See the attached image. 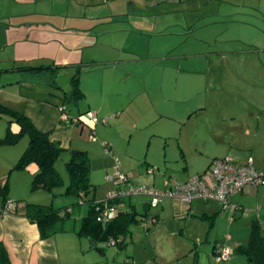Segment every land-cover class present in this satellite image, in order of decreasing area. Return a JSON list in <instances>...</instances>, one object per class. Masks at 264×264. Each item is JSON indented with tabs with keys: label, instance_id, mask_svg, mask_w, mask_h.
<instances>
[{
	"label": "rangeland",
	"instance_id": "1",
	"mask_svg": "<svg viewBox=\"0 0 264 264\" xmlns=\"http://www.w3.org/2000/svg\"><path fill=\"white\" fill-rule=\"evenodd\" d=\"M11 3L14 5V0H0L1 13L6 12L3 5ZM33 6H40L45 14L40 16L44 18L53 12L58 15L57 19H82L91 26L100 22L98 27L103 29L116 25L126 26L132 31L136 29L138 32L120 31L114 39L119 38L124 43L133 38L137 46L144 48V55L148 51L159 53L171 48L172 58L166 66L164 88L172 101L163 102L160 98L156 102L154 99L155 108L161 112L163 109L168 117H157L153 114V106L149 111L141 108L138 113H129L123 120L120 118L122 108L118 105L124 101L127 87L130 85V88L140 91L145 86L150 88V82L151 85L156 82L160 70L147 59L136 64L139 71L136 70V75L129 79L124 75H113L115 70L104 68L105 65H95L89 73L84 68L80 70L77 78L80 80V75L85 77L91 89L86 98L104 109L114 108L106 113L92 111L97 118L95 123L89 113L77 115L76 107L70 103L63 112L60 98L48 92V85L34 84L31 88L20 89L16 83L5 85L2 83L4 76L0 78L1 104L24 111L37 128L50 130V136L60 140L61 145L71 152L89 153V181L95 185L94 192L89 196L93 194L95 200H105L109 192L117 189L118 186L108 179L114 174L115 165L127 175L131 185L158 189L167 188L165 184L168 180L184 182L205 170L214 158L228 157L236 163H244L250 155L255 167L261 169L264 166V95H259L258 91V85L263 82L252 77L250 83L233 78L232 74L236 73L240 64H231L232 57H239V60L249 58L252 61L250 70L259 71L262 75L264 52L230 39L251 26L248 34L254 36L257 42L264 40L261 36L264 31L262 17L254 11L264 10V0H37ZM46 9L49 10L44 11ZM131 9L137 13L129 12ZM67 14L69 17H64ZM111 14L127 17L124 19L126 22L112 24L106 19L109 17L98 19ZM164 25L168 26L158 33L157 30ZM174 55L180 58L181 72L178 75L170 70V66L177 62L173 59ZM193 70L201 73H189ZM63 73L58 74V81L67 86L68 80ZM202 73L219 74L217 79L221 84L217 79L214 84L210 82L217 91L215 96L210 97L202 90L205 83ZM100 77L112 84L105 82L98 91L93 82ZM177 77L178 91L174 93L172 87H175ZM199 88L200 94L193 101H186L190 90ZM44 96L46 102L43 101ZM52 98L55 99L52 101L54 104L49 103ZM198 104L204 107L203 111L187 117L185 108ZM231 112L236 117L233 123L239 131V138L244 145L249 143L254 146L255 152L233 150L235 156L229 152L228 144L215 143L208 136L209 124L220 121L222 116L228 119ZM74 115L83 121V133H79L80 124L70 121ZM7 119L0 114V138L5 135ZM12 128L17 129L15 124ZM28 144L27 134L13 143L0 144V187L7 184V199L48 204L54 193V205L69 203L71 198L63 194L69 180L65 165L68 154L62 153L55 162L62 180L53 193L42 188L32 190V163L25 168L13 169ZM246 187L251 188L235 194L231 200L237 208L234 205L223 206L216 200L187 203L177 197H165L157 206H148L147 218L157 216V219L144 226L142 219L145 217L137 215L138 221L128 224L129 232L121 247L106 242L105 248L100 251L90 247L87 238H79L92 257L108 264H250L249 258L239 253L237 248L247 243L252 220L261 217L259 229L264 249V212L260 211L258 217V207L264 206V183L248 184ZM149 200L150 197L145 194L130 197L139 212ZM189 208H192V213L188 212ZM77 224L73 214L67 225L77 229ZM214 244L232 249L229 258L216 261L212 252Z\"/></svg>",
	"mask_w": 264,
	"mask_h": 264
},
{
	"label": "crops",
	"instance_id": "2",
	"mask_svg": "<svg viewBox=\"0 0 264 264\" xmlns=\"http://www.w3.org/2000/svg\"><path fill=\"white\" fill-rule=\"evenodd\" d=\"M67 1L69 2L70 0ZM36 2L37 0H14V5L12 3L10 5L8 4V6L3 5L6 11L5 13H1L2 10L0 11V69H4L0 73V78H3L2 76H4L2 83L5 85L16 83L20 89L31 88L34 84L48 85V92L52 93L57 98H60L61 104H64L66 109H68L67 103L76 107L77 115L85 112L88 114L92 111H95V113H106L108 111H112L114 108L104 109L100 104L93 103L86 98L87 94L91 92V89L86 82V78L81 77V75L80 80L77 78V81L79 87L84 92V96L76 102L69 100L73 76L76 74L78 76L79 73H81L80 70L83 68L89 73L93 70V66L105 65L104 68L109 67L112 70H115L112 73L113 75H124L127 79H129L130 76L136 75V64L147 59L155 63L158 68L157 70H160L157 72L159 75H157L156 82H153L154 85H151L150 82V88L145 86V88L140 91L130 88L129 85L125 95L123 96L124 101L118 105L122 108L120 118L122 117L121 120H123L129 113H138L141 108L149 111L153 106V114L155 113L157 117H168V114L163 112V109L161 112L160 109L155 108L157 106L154 103V99L156 102L157 100H160V98L163 102L172 101L169 99L164 88V79L166 76L165 70H167L166 66H168V63H170L169 60L172 58L170 55L171 48H168L165 51L163 50L159 53H151L148 51L145 56L142 54V52H144V48L137 46V44L132 41L133 38L126 40L124 42L125 44L122 43L119 38L114 39L120 31L138 32L136 29L132 31L123 25H116L112 28L103 29L101 26L98 27V25L101 24L100 22L91 26L82 19H74L72 21L71 19H57L58 15L53 12H49L50 14L48 15L50 16L44 18L40 16L41 14L45 15L42 13L43 10L40 6H38V8L33 6ZM29 5H32L33 8H28ZM48 10L49 9H46L44 11ZM254 11L262 17L261 20L264 23V10L261 11L259 9H254ZM129 12L137 13L135 9H131ZM64 17L68 18L69 16L67 14V16ZM101 18L108 19L107 21L112 24H123L126 22L124 19H127V17L121 16L120 14L102 16L98 19ZM166 26L168 25L161 26L160 30H157V32L160 33V31ZM250 29L251 26L247 27L244 33L242 31L239 35L231 36L230 39L237 40L242 45H249L253 47V49H258L264 52V40L257 42L258 40H255L254 36L248 34ZM254 29H256V27ZM261 36H264V31ZM248 50H250V48ZM233 52L237 51L233 50ZM183 55L185 54L183 53ZM178 56L179 55L173 56V59L177 62L170 66V70L174 71L177 75L181 72V67L179 65L180 58H177ZM232 58L233 61L232 63L230 62L231 64H235L237 66L240 64V66L236 68V73L232 74L233 78L244 81L247 80L248 83H250V77H252L255 81H262L263 83L258 85V91L259 95H264V66L261 75L259 71L252 72L250 70L249 66H251L252 61L249 58H243L242 60H239V57ZM262 60H264V58ZM38 64L62 66V68L55 75V85L42 81H32L30 78L28 79L25 77L24 72L15 69L10 70L14 66ZM124 66L127 67L124 68ZM142 70L143 69L140 71ZM61 72H65L63 74L65 79L68 80L67 86H64L58 81V74ZM190 72L201 73L194 70L189 71V73ZM189 75L200 77L198 74ZM218 75L219 74L216 73L203 74L205 83L203 84L202 90L207 92L210 97L211 95L215 96V92H217L213 89V84L216 83ZM177 79L178 77L176 78V81ZM105 82L110 85L112 84V82L107 81L104 77H100L94 80L93 86L98 91H101ZM210 82L213 84H210ZM218 83L221 84L219 81ZM177 86L178 81L176 82L175 87H172V89L175 90L174 93L178 91ZM57 89L60 90V92H58ZM199 94L200 88L190 90L189 95L186 96L185 99L186 101H193ZM174 96H176V94H174ZM45 97L46 96L43 98L44 102L47 101L45 100ZM146 98H149V100H145ZM54 100L55 99L52 98L51 101H48L49 103L54 104V102H52ZM176 102L177 101L174 103ZM203 109L204 107L199 106V104L196 106L188 105L187 108H185L187 111V117L192 114L201 113ZM21 112L28 117L24 111ZM230 115L231 116L228 119H225V116H222L220 121L211 122L209 124L208 136L212 138L215 143L228 144L230 146L229 152L235 156L236 154L233 150L255 149V147L249 143L245 145L242 143V139L238 136L239 131L233 123L236 118L234 112H231ZM73 117H76V115ZM82 124L83 121L81 120L79 133H83V127H81ZM40 130L48 131L50 133V130L48 129ZM76 131H78L77 128ZM244 133L247 134V132ZM73 135L77 136L76 134ZM50 138L60 143V140L54 139L51 136ZM62 147L66 149L63 153H67L70 158L71 150L65 146ZM250 147L252 148L250 149ZM255 150H253V152H255ZM249 157L251 156L248 155L247 158ZM32 164L31 173L34 175L38 168L35 164L34 166ZM98 164H102L101 166H104L103 163ZM254 168L257 171H264V166L261 169H258L255 166ZM246 186H248V184L230 196L229 203L231 206H236L231 201L233 197H235L239 192L244 193L246 190H250L251 187L247 188ZM119 188H121V186L117 187V189ZM1 206L2 205H0V208ZM118 206H122V208H118ZM115 208L116 211H118L124 209L125 206L123 204H119L115 206ZM235 208H237V206ZM258 211V217H260V211L264 212V206L258 207ZM188 212L192 213V208H189ZM153 217L157 219V216ZM0 239L5 241L10 250L11 258L15 264H108L107 262L103 263V261H99L100 258L92 257L89 254V250L86 248V245L81 241L75 231L68 230L66 232L55 233L47 238H40L36 224L31 223L27 218L16 213H0Z\"/></svg>",
	"mask_w": 264,
	"mask_h": 264
},
{
	"label": "trees",
	"instance_id": "3",
	"mask_svg": "<svg viewBox=\"0 0 264 264\" xmlns=\"http://www.w3.org/2000/svg\"><path fill=\"white\" fill-rule=\"evenodd\" d=\"M61 68L60 65L38 64L14 66L10 70L15 69L24 72L25 77L32 81H42L55 85V75ZM3 70L0 69V73ZM71 83L69 100L76 102L84 96V92L77 81V74L73 76ZM0 114L8 117L6 132L0 138V144L13 143L23 134H27L29 137V144L17 159L13 169L25 168L34 163L38 170L31 179V189L42 188L52 192L62 180L55 162L66 149L58 141L51 139L48 131L38 129L23 112L0 103ZM80 122L81 120L74 124L78 125ZM13 124L16 125L17 129L12 128ZM90 162V156L86 151H77L75 154H71L65 163L69 180L63 194L69 199L71 198L69 203L61 206L54 205L53 200L56 194L53 192L52 199L48 204L33 203L27 200H8L6 196L7 184H4L0 187V195H2L0 213H2L3 206L11 201L16 204V209L12 211V214H20L31 223L36 224L40 238H47L58 232L72 230L80 237L90 238L97 244L102 243L103 246H94L100 251L105 248L104 243H109L112 240L118 246H123L124 238L129 232L128 224L137 222V215L142 218L147 217L149 203H145L139 212L131 203V196L111 199L107 197L105 200H95L93 194L89 196L95 190V185L89 181ZM119 204H123L125 208L116 211L111 218L97 220V216L102 213L106 206ZM73 214L77 218V229L67 225V221L72 219ZM261 222V218L252 220L247 243L241 244L237 248L239 253L249 258L250 264H264L263 236L259 229ZM215 246L216 244L212 248L213 253ZM0 264H15L9 248L2 239H0Z\"/></svg>",
	"mask_w": 264,
	"mask_h": 264
},
{
	"label": "built area",
	"instance_id": "4",
	"mask_svg": "<svg viewBox=\"0 0 264 264\" xmlns=\"http://www.w3.org/2000/svg\"><path fill=\"white\" fill-rule=\"evenodd\" d=\"M60 109L65 112L66 107L61 104ZM93 123L97 121L94 112L89 113ZM73 123L80 121L79 117H73ZM106 121V119H103ZM115 172L109 175L108 179L121 188L108 193V198L132 196L134 194H145L150 197L149 205L156 206L165 197H177L190 203L193 200L209 201L216 200L223 206L230 205L229 198L232 194L241 190L246 184L264 183V171H257L253 166L252 158L249 157L244 164H238L228 157L214 158L211 164L202 172L196 173L184 182L168 180L165 184L167 188L137 187L129 183V178L122 173L115 165ZM16 209V204L9 201L2 208V213H12ZM116 213L115 206H106L102 213L97 216V220L111 218ZM143 225L147 226L153 218H143ZM110 244H115L112 240ZM232 253V249L216 244L214 257L216 261L226 260Z\"/></svg>",
	"mask_w": 264,
	"mask_h": 264
},
{
	"label": "water",
	"instance_id": "5",
	"mask_svg": "<svg viewBox=\"0 0 264 264\" xmlns=\"http://www.w3.org/2000/svg\"><path fill=\"white\" fill-rule=\"evenodd\" d=\"M76 152H77L76 150H75V151H72L71 154H75ZM88 241L90 242V245H91L92 247H94V246H103L102 243L97 244L96 242H93L90 238L88 239Z\"/></svg>",
	"mask_w": 264,
	"mask_h": 264
}]
</instances>
